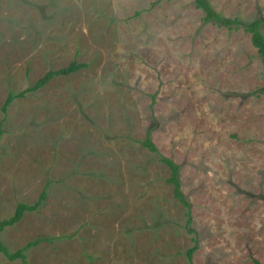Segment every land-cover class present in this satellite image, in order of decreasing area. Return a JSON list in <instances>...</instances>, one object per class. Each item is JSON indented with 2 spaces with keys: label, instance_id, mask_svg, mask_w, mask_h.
<instances>
[{
  "label": "rangeland",
  "instance_id": "obj_1",
  "mask_svg": "<svg viewBox=\"0 0 264 264\" xmlns=\"http://www.w3.org/2000/svg\"><path fill=\"white\" fill-rule=\"evenodd\" d=\"M262 18L264 0H208ZM194 0H0L1 232L27 264H264V60ZM75 60L13 100L45 71ZM0 264H22L0 253Z\"/></svg>",
  "mask_w": 264,
  "mask_h": 264
},
{
  "label": "trees",
  "instance_id": "obj_2",
  "mask_svg": "<svg viewBox=\"0 0 264 264\" xmlns=\"http://www.w3.org/2000/svg\"><path fill=\"white\" fill-rule=\"evenodd\" d=\"M194 4L197 8H199L203 12L202 20L204 22H213L219 26H224L228 29L233 28H243V30L250 34L251 42L256 47L258 55L264 60V34L262 32V22L263 19L258 17L250 21H243L239 17H224L218 14L210 5L208 0H194ZM86 64L82 62H76L75 60L71 61L67 64V66L59 68V69H48L45 71L39 78L35 80V82L29 86H27L24 90L21 91H9L4 99L2 110L5 112L10 103L17 99L25 97L27 92L34 91L39 87H42L45 83H47L51 78L56 75H67L71 72L78 70L79 68L84 67ZM155 124L150 125L147 128L145 136L142 140H140V144L145 147L147 150L154 152L158 155V158L161 162L165 163L170 170V175L166 179L167 182L172 184L173 187V195L175 198L179 199V201L186 208L187 219L185 221V229L188 233H193V241L194 244L186 250V256L189 264H193L192 262V254L197 249V235L195 231L190 228L191 223V213H190V203L184 197L181 191L180 179H179V167L176 162L172 159L162 155L155 143L151 138V131L153 130ZM2 130L0 128V135ZM46 197V187L40 192L38 199L32 203L28 204L25 202H19L14 208V211L11 215L6 218L0 219V232L6 227L14 224L19 221L26 211H32L38 209V207L42 204L43 200ZM35 242H29L26 246L16 249L15 251H10L8 247L2 242L0 237V253L4 254L9 260L20 259L22 264H27L26 255L24 253L25 247L31 245Z\"/></svg>",
  "mask_w": 264,
  "mask_h": 264
}]
</instances>
